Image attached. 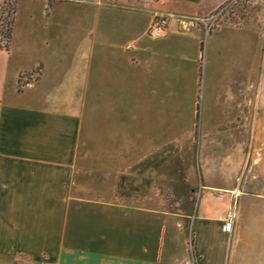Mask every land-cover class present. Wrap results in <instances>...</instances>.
<instances>
[{"label":"crops","instance_id":"0c3cea01","mask_svg":"<svg viewBox=\"0 0 264 264\" xmlns=\"http://www.w3.org/2000/svg\"><path fill=\"white\" fill-rule=\"evenodd\" d=\"M225 2L15 0L12 39L0 48V264H186L188 216L157 197L125 195L120 184L168 148L173 168L197 139L202 164L218 162L202 185L194 255L200 264H264V194L245 202L251 211L239 222L235 215L230 240L249 248L233 252L226 208L212 198L243 196L248 174L247 190L264 192V87L249 112L239 104L236 126L252 127L250 136L196 137L206 29L182 20ZM10 5L0 0V9ZM158 15L171 17L161 38L150 34ZM262 16L237 26L264 31ZM35 72L36 84L20 90V76ZM219 171L240 188L215 185Z\"/></svg>","mask_w":264,"mask_h":264},{"label":"rangeland","instance_id":"374dc122","mask_svg":"<svg viewBox=\"0 0 264 264\" xmlns=\"http://www.w3.org/2000/svg\"><path fill=\"white\" fill-rule=\"evenodd\" d=\"M123 1L108 0L114 5L121 4ZM14 2L15 0H10V4ZM12 8L13 6L10 5L0 9V45L2 47H8L10 44L6 36L7 20L13 16ZM263 13L264 0H226L218 11L205 17L210 19V24H214L209 34L205 30L201 88L196 96L200 115L196 121L197 138L202 137L203 134H209L213 140L220 138L230 140L235 136L241 140L243 139L241 137L251 135L253 128L236 126V118L238 119L240 115L239 104L241 103L244 110L249 112L248 107H250V101L254 99V92L264 87V52L256 53L257 47L263 48L264 51V31H260L257 25L253 26L251 23H247L243 28L237 25L240 24L241 19L253 18L257 22L262 21ZM21 87L22 84H20V90H22ZM181 111L186 118V113H189L187 107H183ZM207 119H210V123L204 126L203 123L205 122L206 125ZM170 153L168 148L153 159H148L134 168L132 174L123 178L120 192L131 197L145 195L157 197L167 204L164 209L180 211L188 216L186 225L188 247H186L185 254L179 255V261L185 255L186 264H200L193 249L197 226L196 217L204 199L202 185L210 183L209 180L214 178L213 171L216 166L213 163L218 162V157L217 159L209 158L207 164H202L201 143L198 139L194 144H184L183 148H180L179 158L174 160L176 165L173 168L169 165ZM181 155L185 158H181ZM155 168L159 171V176L156 178L150 173ZM142 172L145 174L144 180L136 182V175ZM218 174L214 180L215 185L235 187L237 184L240 188V181L234 182L235 177L231 173H220L219 171ZM241 178L244 179L243 196H238V198L232 197V192H213L215 196L212 198L216 200L220 209L226 208V222L230 216L236 215L237 222H239L241 215L250 214L251 207L245 208V202L255 199L258 194H264L261 191L247 190L250 182L249 174L242 175ZM170 202H176L177 206L170 205ZM212 208L215 209L217 206ZM232 234H227L232 252L238 246L249 248L245 244L238 245L235 238L230 240Z\"/></svg>","mask_w":264,"mask_h":264},{"label":"built area","instance_id":"2783aa9c","mask_svg":"<svg viewBox=\"0 0 264 264\" xmlns=\"http://www.w3.org/2000/svg\"><path fill=\"white\" fill-rule=\"evenodd\" d=\"M170 16H164V15H158L155 17L154 22L152 24L151 30H150V34L152 36H154L155 38H161L165 35L169 23H170ZM210 19H206V18H200L197 20H188L186 18H184L182 20V25L184 26L185 29H188L190 27L191 24H193V22L195 23H199L200 25H204L205 29H206V33L209 34L212 30L213 24L209 23ZM191 23V24H190ZM131 47L129 46L128 49H130ZM39 78V72H37L36 74H22L20 76V84H22L21 88H30L33 87L36 82L38 81ZM224 231L226 234H232L234 231V218H232V216L229 217V220L226 222L225 226H224Z\"/></svg>","mask_w":264,"mask_h":264},{"label":"trees","instance_id":"16d2710c","mask_svg":"<svg viewBox=\"0 0 264 264\" xmlns=\"http://www.w3.org/2000/svg\"><path fill=\"white\" fill-rule=\"evenodd\" d=\"M11 6H13V8H12V15L13 16L12 17L10 16V18L7 20V22H8V31H7L6 38H7L8 42H10L11 39H12V25H13L14 14H15V3L14 4H11ZM0 48H3V47L0 45Z\"/></svg>","mask_w":264,"mask_h":264},{"label":"bare ground","instance_id":"6f19581e","mask_svg":"<svg viewBox=\"0 0 264 264\" xmlns=\"http://www.w3.org/2000/svg\"><path fill=\"white\" fill-rule=\"evenodd\" d=\"M237 195H238V192H237ZM232 218H235V215H234V216H232Z\"/></svg>","mask_w":264,"mask_h":264}]
</instances>
